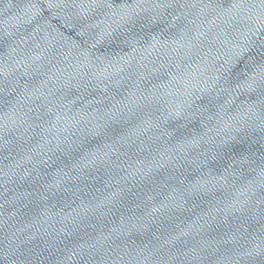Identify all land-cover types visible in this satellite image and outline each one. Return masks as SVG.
Listing matches in <instances>:
<instances>
[{"label": "water", "instance_id": "1", "mask_svg": "<svg viewBox=\"0 0 264 264\" xmlns=\"http://www.w3.org/2000/svg\"><path fill=\"white\" fill-rule=\"evenodd\" d=\"M0 264H264V0H0Z\"/></svg>", "mask_w": 264, "mask_h": 264}]
</instances>
